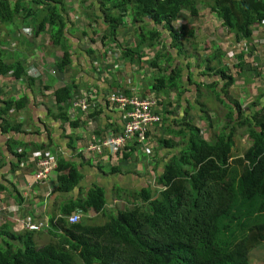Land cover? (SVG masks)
Masks as SVG:
<instances>
[{"label":"trees","instance_id":"16d2710c","mask_svg":"<svg viewBox=\"0 0 264 264\" xmlns=\"http://www.w3.org/2000/svg\"><path fill=\"white\" fill-rule=\"evenodd\" d=\"M27 1L0 0V37H10L6 28L23 24L28 18V26L36 27L33 30L36 36L50 29V46L61 52L56 69L61 73L71 69L73 43L81 41L71 34L78 25L70 15L67 1L31 0L35 9L26 7ZM202 8L209 9L237 40L251 41L255 26L264 24V0H83L79 12L85 10L88 25L83 38H89V42L97 44L98 36H102V47L116 45L122 59L139 64L147 57L148 50L153 54L150 57L154 70L165 62L164 75L155 80L156 89L162 91L178 87V66L184 58L189 57L190 71L192 57L184 44L188 42V27L183 24L178 28L177 24L184 13L198 18ZM128 22L136 35V42L131 41L133 48L119 36ZM101 23L107 30L96 36ZM97 51L88 50V56L97 57ZM97 60L93 59V64ZM10 73L13 80L23 79L26 76L23 62L17 60L7 65L0 54V78ZM224 73L220 72L226 77ZM228 76L229 84L225 88L234 83L235 75ZM35 81L29 78L30 85ZM78 88L71 81L53 92L58 117L71 126L78 125V121L70 119L65 103L75 99ZM117 92L128 98L137 97ZM215 98L228 106L219 93H215ZM261 99L264 90L246 110L238 103L235 109L227 107L225 125L220 131L212 130L209 142L202 139L201 128L190 123L186 128L188 137L182 130L172 131L173 137H185L184 147L171 139L161 141L166 150L179 156L167 160L163 173L156 176L155 197L151 189H144L128 201L132 208L128 204L122 211L110 212L106 191L94 187L86 199L70 201L62 208V216L48 226L53 244L42 249H37L33 242V232L15 234L8 232L5 225L0 227V237L8 239L6 247L0 245V264H250L252 252L264 245V102L260 104ZM89 100L93 101V97L89 96ZM25 101L5 102L0 116L7 114L13 105L18 110L24 108ZM206 118L213 128L216 121L208 114ZM2 120L3 131L11 130L10 121ZM244 129L251 145L238 157L234 155L235 137ZM135 138L139 139L140 134ZM115 153L123 156L122 160L131 158L122 151ZM18 158L21 161L24 155ZM55 172L62 173L57 176L59 192H71L84 179L76 164L64 160L56 162ZM0 206H3L1 202ZM76 209H81L87 217L102 215L108 221L99 225L91 219L84 223L83 218L82 222L70 224L69 218Z\"/></svg>","mask_w":264,"mask_h":264},{"label":"crops","instance_id":"0c3cea01","mask_svg":"<svg viewBox=\"0 0 264 264\" xmlns=\"http://www.w3.org/2000/svg\"><path fill=\"white\" fill-rule=\"evenodd\" d=\"M27 22L7 27L10 37H0V54L4 63L11 65L21 60L26 69V76L21 80H12L11 73L0 78V111L9 100L26 99L24 108L18 110L13 105L7 114L0 116V202L6 208L0 214V227L5 225L8 232H28L25 224L29 220L46 222L49 226L53 219L62 216V208L67 203L86 199L89 191L97 186L106 191L107 210L110 212L124 210L135 193L144 189H151L153 196H157L156 176L163 173L167 160L179 156L177 152L171 154L166 150L161 141L171 139L184 147L185 137H173L172 131L182 130L187 135L188 123L199 127L200 122V128L207 137L202 139L209 142L212 130L220 131L225 125V116L229 112L227 107L235 109L238 103L246 110L264 90V59L260 56L264 50V24L255 27L252 40L248 42L228 34L209 9L202 8L198 18L182 14L177 27L183 24L188 27L186 48L192 57L190 71L187 69L189 57L184 58L185 61L178 66V87L158 91L155 80L164 75L167 64L163 62L154 70L148 55L146 58L150 59L145 60L144 57L139 64L117 56L116 45L102 47V36L98 35L107 30L102 23L96 29L97 44L87 42V38L86 42L73 43L70 53L73 64L71 69L62 73L63 82L57 81L53 74L44 75V71L53 72L55 64L60 62L58 53L61 52L54 49L52 52L56 53L50 56V29L36 36L33 31L36 27L32 24L33 28L29 27ZM85 27L77 26L71 34L76 37V30H84ZM29 34L31 40L26 36ZM119 36L122 37V31ZM23 37L26 40L23 41ZM4 40L6 42L2 43ZM130 46L133 48L134 44L130 43ZM91 49L99 50L98 56L93 58L98 59L94 64L88 56ZM239 65L243 66L242 70L237 67ZM221 71H225L226 77L220 74ZM230 73L235 75L234 83L225 88L224 85L229 84ZM29 78L36 80L33 85H30ZM71 81L77 83L78 91L84 97H93L88 112L75 108L72 101L65 103L70 119L78 121L76 126L63 122L54 106V86ZM115 91L139 98H153L160 103L156 110L162 117L161 123L150 126L142 139L135 138L122 150L123 155H131L128 160H122L123 156L119 157L113 150H107L102 156H93L88 151L89 146L120 133L124 127L122 111L109 101V96ZM215 93H219L228 106L217 102ZM263 102L261 99L260 104ZM214 111L216 115L220 112L223 116L213 118ZM207 114L216 121L213 128L205 120L208 119ZM2 118L11 123L12 129L8 132L2 129ZM195 118L198 119L197 124ZM236 138H243L241 130L236 133ZM136 143H139L137 148ZM133 148H136L135 152H132ZM22 155L24 158L20 161L18 156ZM42 160H49L55 166L47 178L40 180L37 164ZM60 160L76 164L84 175L81 184L71 192L56 191L57 176L62 173L55 172V169L56 162ZM115 167L119 170L115 171ZM129 208H132L130 204ZM74 214H81L84 223L90 219L95 222L102 216L92 214L87 217L81 209H76ZM106 223L104 221L101 225ZM49 229L31 232L37 249L53 244ZM7 243L8 239L0 237L1 246L6 247Z\"/></svg>","mask_w":264,"mask_h":264},{"label":"built area","instance_id":"2783aa9c","mask_svg":"<svg viewBox=\"0 0 264 264\" xmlns=\"http://www.w3.org/2000/svg\"><path fill=\"white\" fill-rule=\"evenodd\" d=\"M260 56L264 59V51ZM86 100L90 101L88 98H85V102L78 100L74 102L73 106L88 112L90 107ZM109 101L122 111L124 129L121 133L113 134L112 137L100 140L98 144L89 146L88 151L93 156H102L107 150L116 152L124 150L135 140L137 134H140L142 139L150 126L160 124L162 120L161 115L156 110L160 108L158 101L153 100V98H128L122 93L115 91L109 96ZM37 165V176L42 179L47 178L49 174H51L53 166H55V164L49 160H42ZM4 210H6V208L0 206V214L3 213ZM82 220L83 216L81 214H73L69 218V223L76 224L82 222ZM25 227L30 232H38L46 228L44 222H32L30 220L26 221Z\"/></svg>","mask_w":264,"mask_h":264},{"label":"rangeland","instance_id":"374dc122","mask_svg":"<svg viewBox=\"0 0 264 264\" xmlns=\"http://www.w3.org/2000/svg\"><path fill=\"white\" fill-rule=\"evenodd\" d=\"M31 0H28L27 2H25V5H26V7H32V5H31V2H30ZM67 1V3H68V6H69V11H70V15H71V17H73L74 16V18H75V23H77V25H78V27H82V26H87V24H86V21H85V19H84V12H85V10H84V12L83 13H81V12H79V7H81V4H82V1L83 0H66ZM36 8V6H33L32 7V9H35ZM92 16H93V14H92ZM79 17H81V18H79ZM129 21V20H128ZM22 25V24H21ZM97 27V26H96ZM256 27V26H255ZM122 37H121V40H123V41H125V42H129V45H130V43L131 44H133L131 41L132 40H134V43L136 42V35H135V31H134V29L131 27V24H130V22H128L123 28H122ZM82 34H83V29H81V28H79V29H77L76 30V33H75V35H76V37L78 38V40L79 41H81V42H83V41H85V38H83L82 37ZM22 36H23V34H22ZM27 36V38H28V40H29V38H30V40H31V34H29V35H26ZM46 40H47V38H46ZM101 41V40H100ZM3 42H6V41H2V43ZM86 42V41H85ZM87 42H89V38H87ZM128 44V43H127ZM184 44H185V48H186V44H187V42L186 41H184ZM9 50V49H8ZM186 50H187V48H186ZM52 51H55L54 49H52V50H50V56H52L54 53H56V52H52ZM116 51H118V53H119V50H116ZM58 53V52H57ZM117 53V56H120L121 57V52L118 54ZM146 53H147V55L148 56H153V54L151 53V52H149L148 50H146ZM58 54H60V58H61V53H58ZM47 57H49V56H47ZM151 59H153L152 57H150ZM150 58H146L145 60H149ZM44 61V60H43ZM164 69V68H163ZM44 75H51V74H53L55 77H56V79H57V81H62L63 82V77H62V73H61V71L60 70H57L56 69V67L54 66V70H53V72L52 73H47V72H45L44 71V73H43ZM46 76V77H47ZM46 77H44V78H46ZM13 80V79H12ZM45 81V80H44ZM66 81V80H65ZM42 86H44V85H42ZM61 85H55L54 86V88H57V87H60ZM44 87H46V86H44ZM85 95H83V93L82 92H79L78 91V93L76 94V96H75V99H73L72 100V104L75 102V101H78V100H82L83 102H85V98H88V97H84ZM162 98L164 99L165 97L164 96H162ZM89 99V98H88ZM86 102H87V104H88V106L91 108V104H92V102L93 101H88V100H86ZM216 106H217V104H216ZM216 106H215V108H216ZM90 108H89V110H90ZM216 114H215V111L213 112V114H212V117L214 118V116H215ZM220 115H222L221 113H219V115L218 116H220ZM223 116V115H222ZM193 119V118H192ZM195 122H196V124L198 123V119H196L195 118ZM200 122H199V127H200ZM202 127H204V126H202ZM217 129H220L221 127H216ZM246 131H245V129L244 130H241V134L243 135V138H236L235 139V149H234V155H236V156H242L244 153H245V151H247V149L249 148V146L251 145L250 143H249V141H248V138H247V132L245 133ZM201 134H202V137L203 138H205V139H207V137H205V135L203 134V130H201ZM244 135H246V137H244ZM94 156H96V155H94ZM153 165V164H152ZM38 177V176H37ZM38 179H42V178H39L38 177ZM139 204H141V201L139 202ZM121 207H123L122 205H121ZM109 214V213H108ZM107 218H109V215L107 216ZM104 221H106V219H104L103 218V216L99 219V220H96L95 221V224H99V225H101V224H103L104 223ZM107 221H108V219H107ZM106 221V222H107ZM45 223V226H46V228L45 229H43V230H46L47 228H48V224L46 223V222H44ZM42 231V230H41ZM39 232V231H38ZM250 264H264V245H261L260 247H258V248H256L253 252H252V255H251V258H250Z\"/></svg>","mask_w":264,"mask_h":264}]
</instances>
